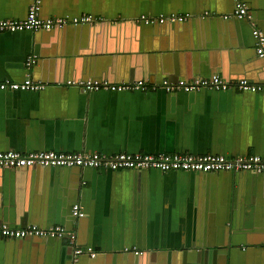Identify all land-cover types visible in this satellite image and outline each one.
<instances>
[{
  "label": "crops",
  "instance_id": "0c3cea01",
  "mask_svg": "<svg viewBox=\"0 0 264 264\" xmlns=\"http://www.w3.org/2000/svg\"><path fill=\"white\" fill-rule=\"evenodd\" d=\"M244 1L251 18L227 25L213 17L231 15L233 0H42L39 14L43 20L90 15L115 26L102 46H95L107 51L108 40L115 43V53L97 56L104 62L100 73L106 76L127 69L138 80L158 84L160 75L177 65L187 74L183 79L214 73L226 80L261 83L264 61L255 51L252 24L264 34V0ZM29 2L0 0V20L25 19ZM207 13L209 20L191 22L178 36L172 27L159 29L156 38L148 29L119 25L142 18L198 21ZM54 29L0 34V81L26 78V60L35 55L36 35L40 34L44 46H61V33ZM91 31L67 29L65 44L84 50ZM213 34L220 47L230 45V54L224 47L215 50L217 66L203 69L198 62H208V56L197 60L195 54L209 51L194 47ZM175 43L178 49L173 48ZM183 45L188 49L180 50ZM78 57L57 58L36 72L43 76L45 71L47 77L63 81L67 75H76ZM0 151L264 156V91L166 93L157 89L87 95L76 87L53 83L38 92L0 91ZM65 174L63 179L54 171L44 174L46 180L40 184L48 190L43 188L29 200V208L43 211L48 218L59 214L65 220L69 201L76 199L86 213L81 247L98 252L97 264H140L136 256L123 254L136 251L149 253L147 264H181L183 252L198 250L214 253L212 264H264V181L246 176L239 183L229 172L82 169L81 182L71 188L75 179ZM19 181L14 175V199ZM72 230L78 234L77 222ZM227 240L236 243L228 251ZM42 244L18 243L3 249L0 264H63L66 253L61 250L47 258L49 250L41 252ZM63 244H70L67 238ZM119 254L121 260L113 258ZM81 264L95 263L84 257Z\"/></svg>",
  "mask_w": 264,
  "mask_h": 264
},
{
  "label": "built area",
  "instance_id": "2783aa9c",
  "mask_svg": "<svg viewBox=\"0 0 264 264\" xmlns=\"http://www.w3.org/2000/svg\"><path fill=\"white\" fill-rule=\"evenodd\" d=\"M42 0H30L27 17L23 20H0V34L16 33L23 31L37 32L40 30H51L53 28L63 27L70 23L85 24L102 21L90 15L79 18H55L43 20L40 17ZM235 9L231 15L225 18L237 17L238 19L251 18L249 7L244 0H233ZM209 16L208 13L204 15ZM159 19V18H158ZM179 19L186 21V17L160 18ZM147 22H153L155 19L142 18ZM252 37L255 41L256 54L259 58L264 59V34L253 23ZM37 57L31 55L26 60L27 76L22 81L3 80L0 81V91L11 92H38L46 87V84L39 80H34L32 75L33 67ZM66 86H72L80 89L83 93L90 95L95 92H135L151 91L162 89L166 93H194L201 90H212L216 92L235 90L242 93L257 94L264 91V82L253 83L246 78L235 80H226L220 75L212 77H199L192 80L180 79L177 82L164 80L162 84H150L139 80L132 83H109L107 81H71L62 83ZM36 167H79L81 169H95L99 171H151L156 170L162 173L170 172H194V173H219L229 172L232 174L240 172L264 173V156L240 155L236 157H227L218 154L194 155L189 153H100V152H56V151H36L30 153H20L17 151H0V168L3 169H20ZM73 214L77 219L86 216L85 211L80 204L73 206ZM0 237L6 239H30V238H57L63 239L68 237V241L75 247L74 261L78 256L89 254L92 258L98 255L93 249H86L78 245V234L76 230H68L64 226L55 225L49 228H41L37 225H30L26 228H12L7 224H0ZM136 254L142 253L136 251Z\"/></svg>",
  "mask_w": 264,
  "mask_h": 264
},
{
  "label": "water",
  "instance_id": "95a60500",
  "mask_svg": "<svg viewBox=\"0 0 264 264\" xmlns=\"http://www.w3.org/2000/svg\"><path fill=\"white\" fill-rule=\"evenodd\" d=\"M189 18L186 21H181L179 19H165L164 21H160V19H155L153 22H147L146 20H139V21H123V23H119V25H132L133 27L137 28H145L150 30V32H154L155 37L159 38V29H165L166 28H174L175 34L178 36L183 31L188 30L189 24L194 21L198 23H205L207 20H209L207 17H200L197 18ZM214 20L220 21L223 24L227 25L228 23L238 22L239 19L237 17L233 18H225L224 16L220 17H213ZM74 28L77 31L80 29L85 28H91L92 31L89 32V35L91 34L92 38L88 37V42L85 43L84 50L83 49H72L71 43L65 44V37L66 34L65 31L67 29ZM111 24L109 21H99L96 22L95 25L92 27L91 23H85V24H68L63 27L55 28L54 31H59L61 35H59V39L63 41V44L61 46L57 44H51L49 45H43L41 39H39L40 34L36 35V45H35V56L37 57V61L33 67V78L34 80H39L43 82L44 84H62L66 83L68 80L71 81H107L109 83H128V82H135L139 81V77L134 78L133 77V71H128L127 69L125 71H119L116 72L115 75L110 74V76H106L103 73H100L99 66L104 63L102 62L97 56H100L102 53L110 52L115 53V43L113 40H108V49L104 48L102 51L100 49H95L96 44L98 43V47L102 46V43L106 41V33H109V31L115 29L116 27L113 26L111 29ZM41 32V31H40ZM36 34H38L36 32ZM99 34V35H98ZM95 36V38H94ZM128 36V35H127ZM206 35H204L205 39ZM48 41V40H47ZM102 42V43H101ZM207 42H211L208 45H206ZM77 44V43H76ZM75 44V46H76ZM223 44V42H222ZM74 46V47H75ZM186 46V44H185ZM184 45L180 50L188 49V47H185ZM179 47V46H178ZM177 43L173 46V48L178 49ZM224 47V51L229 50L230 45L227 46L224 44L222 45ZM220 47V42L217 39L216 36L213 34V38L208 40H202L200 39L197 42V45L194 47L195 49H205L208 50L209 53L197 52L195 54L196 59L198 60L202 55L208 56V62H198L203 69L215 67L218 64V58H217V49H223ZM235 48V46L233 47ZM226 49V50H225ZM223 51V50H222ZM256 51V50H255ZM228 54H230L229 51H227ZM227 53L224 52L222 55H226ZM81 56L76 59V66L75 71L76 75H67V77L63 78V81H58L57 79H51L47 77L46 72H43V76L38 75L36 70H42L48 66L54 64V60L57 58H63L64 56ZM53 58V59H49ZM260 60L263 62L264 59L260 58ZM84 62V65H82V62ZM197 71V68L195 69ZM214 73L205 75L207 77H212ZM184 77H187V74L185 70L183 69V66H177L175 65L174 68L166 69L162 75H160V81L158 84H162L164 80H167L169 82H177L180 79H183ZM145 80H147V77H144ZM195 78V77H194ZM54 81V82H53ZM49 171H54L58 174H60V179H63V176L66 175L65 173H71L72 178L75 179V183L72 187H77V182L80 183L81 178V171L82 169L79 167H36V168H20V169H3L0 168V224H7L12 228H25L28 225H37L41 228H49L55 225H61L64 226L68 230H72L74 223L77 222L78 226V245L81 246L82 240L81 237H83L85 230H86V220L84 218L77 219L73 214V206L77 204L76 199H72L69 201L68 204V211H69V218L62 220L60 219V215L57 214L56 217L51 215L50 218L43 213V211L40 210H30L29 208V200H31L34 197H37L39 192L41 190H48L47 186H42L40 183L43 181L44 174H48ZM74 174V175H73ZM14 175L17 177L18 181L20 180L21 183H18L20 185V188L17 190V193L15 195L14 199ZM253 178L255 181H258L259 183H262L264 181V173H256V172H240L235 174V180L239 183L242 182L244 177ZM43 177V178H42ZM65 179V178H64ZM46 180V179H45ZM19 181V182H20ZM79 186V185H78ZM71 190V189H70ZM69 196H72L71 191ZM68 196V198H69ZM26 199V200H25ZM71 199V198H70ZM26 201V202H25ZM51 219V220H50ZM234 229V228H233ZM83 230V234H82ZM68 239V237H65ZM32 242H41L42 248L41 252L44 250H49L47 253V258L50 254L57 255L61 250L64 254V258L62 259L63 264H81V261L84 257H88L89 260H91L93 263L97 264L99 258V254L92 258L89 254H82L78 256L77 261H74L75 255V247L71 244H68L64 246L63 239H57V238H30V239H6L0 237V252H3V249L8 248H14L13 245L18 243H26L31 244ZM234 242H227L225 245L227 246L226 251L230 249L232 245H235ZM245 244V243H244ZM188 254L182 255V262L181 264H212V258L213 255H210L209 250H198V251H187ZM2 254V253H0ZM123 254H131L136 256V259H138V263L140 264H147V261L149 259V253H130V252H123ZM131 257V256H130ZM116 260H121V256H115L113 257ZM112 258V261L114 260ZM50 263V262H49Z\"/></svg>",
  "mask_w": 264,
  "mask_h": 264
}]
</instances>
